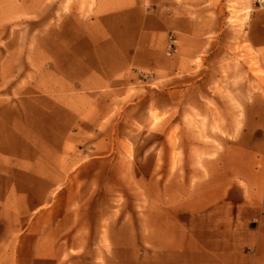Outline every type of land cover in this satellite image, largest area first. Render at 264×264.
<instances>
[{
  "label": "rangeland",
  "instance_id": "rangeland-1",
  "mask_svg": "<svg viewBox=\"0 0 264 264\" xmlns=\"http://www.w3.org/2000/svg\"><path fill=\"white\" fill-rule=\"evenodd\" d=\"M252 16L254 0H0V264H179L211 226L264 237ZM58 62L79 76L62 99L41 89Z\"/></svg>",
  "mask_w": 264,
  "mask_h": 264
},
{
  "label": "crops",
  "instance_id": "crops-1",
  "mask_svg": "<svg viewBox=\"0 0 264 264\" xmlns=\"http://www.w3.org/2000/svg\"><path fill=\"white\" fill-rule=\"evenodd\" d=\"M32 8L28 6V12ZM249 24V40L252 47H264V39H260L257 30H264V24L258 19L251 17ZM97 24H106L98 20ZM67 67L61 62L54 64V70L45 74L49 79L43 80L42 91L55 94L59 99L62 91L75 89V81L78 75H69ZM63 85L62 80L68 79ZM67 85V86H66ZM193 249L191 248L185 256L179 257V264H264V237L262 233L250 229L234 230L222 229L211 226L209 231L194 232Z\"/></svg>",
  "mask_w": 264,
  "mask_h": 264
},
{
  "label": "built area",
  "instance_id": "built-area-1",
  "mask_svg": "<svg viewBox=\"0 0 264 264\" xmlns=\"http://www.w3.org/2000/svg\"><path fill=\"white\" fill-rule=\"evenodd\" d=\"M254 3H256L259 8L264 9V0H254Z\"/></svg>",
  "mask_w": 264,
  "mask_h": 264
}]
</instances>
